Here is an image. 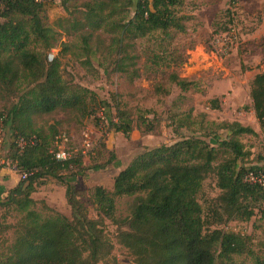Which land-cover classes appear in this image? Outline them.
<instances>
[{
    "label": "trees",
    "instance_id": "16d2710c",
    "mask_svg": "<svg viewBox=\"0 0 264 264\" xmlns=\"http://www.w3.org/2000/svg\"><path fill=\"white\" fill-rule=\"evenodd\" d=\"M76 2L60 0V6L69 11ZM181 4L182 0H87L82 10L69 12L64 23L58 20L55 30L49 24L51 0H0V96L9 100L0 110V127H10L7 157L15 162L20 178L25 175L0 200L2 211L18 216L11 224L0 223V234L11 232V239H0V264H119L111 256L105 221L116 227V241L134 264H264V239L254 251L249 236L212 228L233 220L250 221L256 212L264 219V187L243 181L248 172H264V166L240 165L249 152L239 137L253 135L252 129L222 123L217 128L225 129L226 136L220 140L213 134L216 147L191 136L145 149L117 173L111 191L93 189L95 218H90L77 190L60 176L77 161L57 162V127L36 123L58 112L96 119L106 105L94 92L62 79L60 56L72 52L70 46L59 44V54L48 58L62 32L88 29L108 34L113 69L135 76L126 63L133 59L126 44L170 30L184 33L188 18L178 16ZM90 33L82 36L85 54ZM169 81L183 92L194 85L175 74ZM249 97L264 134V74L254 76ZM215 101L213 109L218 108ZM116 119L109 126L126 138L134 124L143 134L154 131L143 115L131 120L122 112ZM21 139L24 144L19 147ZM210 176L219 193L205 211L199 194ZM49 178L64 185L69 217L57 212L43 216L34 210L31 195ZM122 197L132 201L129 215L118 219L116 199ZM242 256L250 263L235 261Z\"/></svg>",
    "mask_w": 264,
    "mask_h": 264
},
{
    "label": "rangeland",
    "instance_id": "374dc122",
    "mask_svg": "<svg viewBox=\"0 0 264 264\" xmlns=\"http://www.w3.org/2000/svg\"><path fill=\"white\" fill-rule=\"evenodd\" d=\"M51 1L49 24L56 30L58 20L64 23L68 13L82 10L81 4L87 0H77L69 11L60 6V0ZM177 13L188 18L184 33L170 30L167 35L155 33L129 44L124 42L128 56L133 58L126 62L128 70L135 71V76L113 69L110 36L102 31L90 33L83 29L70 31L69 35L60 31L59 41L48 55L49 59L57 56L61 43L70 46L72 52L60 56L62 79L94 92L99 100L106 102L97 111L96 119H75L58 112L36 120L37 124L55 125V151L58 147L64 148L77 161L60 176L77 190L90 218H95L93 189L99 186L111 191L113 178L132 158L145 149L169 145L183 137H199L216 147L213 134L219 135L220 140L226 136L225 129L217 128L222 123L237 122L254 131L253 135L239 137L244 150L249 152L240 165L264 166V134L254 117L249 97L254 76L264 74V0H182ZM88 33L91 34L87 42L89 51L85 54L82 36ZM171 74L193 82V87L181 91L169 81ZM213 100L217 109L211 105ZM8 103L9 100L0 96V110ZM122 112L131 120L143 115L153 123L154 131L143 134L134 124L127 138L115 132L109 125ZM4 128L0 150L1 201L21 179L14 172L15 162L7 157L11 131L9 126ZM218 193L215 179L210 176L203 182L199 194L205 211ZM31 198L36 202L34 210L43 216L55 212L70 215L65 187L56 179L43 181ZM131 201L127 197L116 199L118 219L129 215ZM17 217L16 213L6 214L0 209V223L11 224ZM115 228L110 221H105L106 235L113 246L111 256L119 264H134L129 253L117 243ZM212 228L249 236L254 251L264 239V219L259 212L250 221L233 220ZM0 239H11V232L0 234ZM234 259L250 263L245 256Z\"/></svg>",
    "mask_w": 264,
    "mask_h": 264
},
{
    "label": "built area",
    "instance_id": "2783aa9c",
    "mask_svg": "<svg viewBox=\"0 0 264 264\" xmlns=\"http://www.w3.org/2000/svg\"><path fill=\"white\" fill-rule=\"evenodd\" d=\"M5 137V129L0 127V150L2 148L3 142ZM65 140V139H64ZM24 141L21 139L18 141V146H22ZM54 158L57 162H64L71 159L70 155L68 154L67 150L64 148H59L54 152ZM14 172H17V168L14 167ZM22 179L25 178V175H22ZM244 182L251 184V185H259L264 187V172H248L243 179Z\"/></svg>",
    "mask_w": 264,
    "mask_h": 264
},
{
    "label": "crops",
    "instance_id": "0c3cea01",
    "mask_svg": "<svg viewBox=\"0 0 264 264\" xmlns=\"http://www.w3.org/2000/svg\"><path fill=\"white\" fill-rule=\"evenodd\" d=\"M5 183H7V182H5Z\"/></svg>",
    "mask_w": 264,
    "mask_h": 264
}]
</instances>
